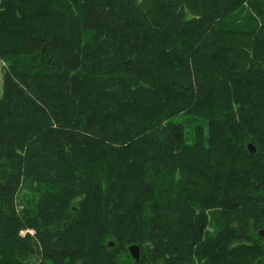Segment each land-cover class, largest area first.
I'll return each mask as SVG.
<instances>
[{
  "label": "trees",
  "instance_id": "1",
  "mask_svg": "<svg viewBox=\"0 0 264 264\" xmlns=\"http://www.w3.org/2000/svg\"><path fill=\"white\" fill-rule=\"evenodd\" d=\"M0 59V264H264V0H0Z\"/></svg>",
  "mask_w": 264,
  "mask_h": 264
},
{
  "label": "water",
  "instance_id": "2",
  "mask_svg": "<svg viewBox=\"0 0 264 264\" xmlns=\"http://www.w3.org/2000/svg\"><path fill=\"white\" fill-rule=\"evenodd\" d=\"M248 149L251 153L255 152V147L252 144L248 145ZM260 236L264 237V230L259 232ZM110 247H114L115 243L114 242H109L108 244ZM128 251L130 255L135 259V261L138 263L141 258V247L137 244H132L128 247Z\"/></svg>",
  "mask_w": 264,
  "mask_h": 264
},
{
  "label": "rangeland",
  "instance_id": "3",
  "mask_svg": "<svg viewBox=\"0 0 264 264\" xmlns=\"http://www.w3.org/2000/svg\"><path fill=\"white\" fill-rule=\"evenodd\" d=\"M8 68V65H7V62L3 59H0V96L2 94V87H3V72H4V69H7ZM193 142V139L192 137L189 139L188 143H192ZM211 231V228H207ZM1 239V238H0ZM0 245L2 246V242L0 241ZM119 253V252H118ZM121 255V253H120ZM241 253H240V256L238 255H235V260H241ZM243 260V259H242Z\"/></svg>",
  "mask_w": 264,
  "mask_h": 264
}]
</instances>
